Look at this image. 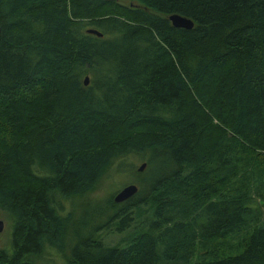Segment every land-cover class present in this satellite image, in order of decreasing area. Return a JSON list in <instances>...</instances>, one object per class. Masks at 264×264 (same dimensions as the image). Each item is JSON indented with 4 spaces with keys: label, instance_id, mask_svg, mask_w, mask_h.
I'll return each instance as SVG.
<instances>
[{
    "label": "trees",
    "instance_id": "1",
    "mask_svg": "<svg viewBox=\"0 0 264 264\" xmlns=\"http://www.w3.org/2000/svg\"><path fill=\"white\" fill-rule=\"evenodd\" d=\"M0 28V264H264V0H0Z\"/></svg>",
    "mask_w": 264,
    "mask_h": 264
},
{
    "label": "rangeland",
    "instance_id": "2",
    "mask_svg": "<svg viewBox=\"0 0 264 264\" xmlns=\"http://www.w3.org/2000/svg\"><path fill=\"white\" fill-rule=\"evenodd\" d=\"M211 116H212V120L214 122V117H213V115H211ZM135 165H137V163H135ZM252 166L253 165H249V166H245L243 168L244 175H246L247 178H250L256 174V169H254ZM110 183H111V179H110V173H109V175L107 177L103 178L102 183L99 186L100 188L98 190H96L95 192H93L92 194H90V196H87L88 200L83 199V200H80L78 202H75L76 213L79 214V213H82L83 211H85L86 208L84 207L83 204L88 203V202L95 203V202L105 200L108 197V195L112 194L116 190V186L113 184H110ZM123 186H125V185H123ZM109 192H110V194H109ZM0 222L2 223V230L0 231V249L6 250L7 248H9V244H10L9 238H10V232L11 231H10L9 223L3 214H0ZM104 231L107 234L112 235V236L105 237V240L103 242L106 244L114 245L124 236L123 234H121V236L114 234L113 229L111 231H107V230H104ZM83 234H85V233H83ZM102 234L105 235L104 233H102ZM197 253H198V251H197Z\"/></svg>",
    "mask_w": 264,
    "mask_h": 264
},
{
    "label": "water",
    "instance_id": "3",
    "mask_svg": "<svg viewBox=\"0 0 264 264\" xmlns=\"http://www.w3.org/2000/svg\"><path fill=\"white\" fill-rule=\"evenodd\" d=\"M169 20L173 27L175 28H182V29H191L193 27V23L183 17H180L178 15H171L169 17ZM1 30V28H0ZM87 34L95 35L97 37H102V34L99 33L95 29H88ZM88 84V77L84 78V85ZM145 168V164H142L138 171H142ZM137 192V187L135 185H126L124 186L120 192L117 193V195L114 197L115 202H121L132 195H134ZM2 230V223L0 222V231Z\"/></svg>",
    "mask_w": 264,
    "mask_h": 264
}]
</instances>
